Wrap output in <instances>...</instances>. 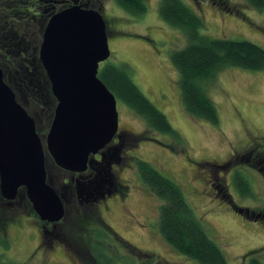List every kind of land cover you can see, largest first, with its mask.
Here are the masks:
<instances>
[{
  "label": "rangeland",
  "instance_id": "rangeland-1",
  "mask_svg": "<svg viewBox=\"0 0 264 264\" xmlns=\"http://www.w3.org/2000/svg\"><path fill=\"white\" fill-rule=\"evenodd\" d=\"M183 1L203 18V33L216 38L249 40L264 48V9L251 7L245 0H227L226 6L231 11L220 8L211 0ZM146 4L147 10L140 16L107 4L112 52L100 67L109 63L128 64L134 82L166 114L179 137L149 129L142 117L118 100L120 127L144 137L148 133L151 138H144L146 140L139 147L130 151L127 161L134 164L133 167L120 171V180L129 185L125 197L112 200L108 204L110 208L106 209L105 204L99 208L112 227L111 234L102 238L104 227L93 229L92 226L98 224L94 220L86 222L83 227L90 231L91 237L82 230L81 234L88 241L98 237L105 240L110 245V255L122 259L118 264H145L149 260L150 264H200L178 252L162 236L159 229L162 201L136 173L137 155L181 185L187 200L210 237L223 249L229 264H250L253 256L264 263V221L247 218L233 209L219 189L210 186L209 166L199 164L201 160H226L233 149L241 150L251 145L255 135L261 138V149H264V69L234 66L222 69L208 87V94L218 107L220 122L213 124L192 117L182 105L179 73L171 58L174 50L186 44V37L161 17L160 0H148ZM111 16L117 17L112 19ZM51 108L42 111L34 108L31 112L44 145L49 177L56 178L57 174L64 173L52 164L55 161L47 147V134L54 116ZM243 164L233 165L239 170L235 179L232 174L226 179L229 192L240 206L264 209V176L245 162ZM236 175L238 180L242 177L246 187L237 184ZM86 186L83 189L90 191L91 187ZM24 199L19 196L14 206L22 210L21 217L17 216L19 222L11 225L13 221H7L6 224L10 222L7 232H1L0 228V237L5 236L8 241L7 247L0 244L3 258L22 264H74L61 245L56 244L54 250L50 245L43 249L37 246L38 231L32 223L31 208L25 206ZM61 227L65 230L67 225L62 223ZM76 227H82V224L78 223ZM54 231L56 235L57 230H51ZM53 234L48 233L47 237ZM70 241L74 240L70 238ZM126 243L140 254H131L123 245ZM89 246L91 248V243ZM253 249L258 251L251 255ZM81 250L86 251L87 256L90 254L86 249ZM85 259L87 264H96L94 259Z\"/></svg>",
  "mask_w": 264,
  "mask_h": 264
},
{
  "label": "trees",
  "instance_id": "trees-1",
  "mask_svg": "<svg viewBox=\"0 0 264 264\" xmlns=\"http://www.w3.org/2000/svg\"><path fill=\"white\" fill-rule=\"evenodd\" d=\"M211 1L220 8L231 11L226 6L227 0ZM245 1L251 7L264 9V0ZM118 2L126 11L138 16L143 15L148 7L137 0ZM62 9L63 7L55 8L54 3H46L44 0H0V65L4 68L6 80L15 91L17 100L32 116L31 110L34 108L42 111L52 107L49 110L53 114L57 104L39 57V49L48 20ZM159 13L165 22L179 29L186 37V44L174 50L171 56L179 73L181 101L185 111L192 117L218 124L220 114L215 101L208 94L209 85L213 84L222 69L229 66L263 70L264 48L249 40L216 38L203 33V18L183 0H160ZM99 77L119 101L146 121L149 129L179 137L166 114L134 82L128 64H105L100 67ZM146 136L147 139L151 138L148 133ZM138 169L142 181L162 201L159 229L164 239L178 252L200 264H229L223 249L208 234L181 185L149 161L139 160ZM237 184L246 187L242 177ZM31 210L35 211L33 206ZM21 212L18 209L9 212L0 207L1 231L5 229L7 219L12 220V223L16 220L17 224V216L21 217ZM3 214L8 217L4 219ZM110 234V228L105 227L101 237L107 238ZM95 239L87 250L90 260L94 259L96 264H118L122 260L110 255V245L105 240L100 237ZM0 244L8 246L5 236L0 237ZM123 245L131 254H140L128 243ZM257 251L253 249L250 254L254 255ZM150 262L151 260L145 264ZM0 264L22 263L9 262L0 254ZM250 264L264 263L259 257L253 256Z\"/></svg>",
  "mask_w": 264,
  "mask_h": 264
},
{
  "label": "water",
  "instance_id": "water-1",
  "mask_svg": "<svg viewBox=\"0 0 264 264\" xmlns=\"http://www.w3.org/2000/svg\"><path fill=\"white\" fill-rule=\"evenodd\" d=\"M108 24L101 11L79 4L54 13L43 32L39 57L57 104L47 134L48 151L60 167L84 172L119 130L118 98L99 77L111 56ZM80 192L90 191L83 187ZM24 188L42 220L66 214L63 194L51 183L37 122L17 100L0 65V190L14 200Z\"/></svg>",
  "mask_w": 264,
  "mask_h": 264
},
{
  "label": "flooded vegetation",
  "instance_id": "flooded-vegetation-1",
  "mask_svg": "<svg viewBox=\"0 0 264 264\" xmlns=\"http://www.w3.org/2000/svg\"><path fill=\"white\" fill-rule=\"evenodd\" d=\"M46 3H54V7L61 6L64 8L71 7L75 4H79L86 8H92L99 10L103 13L104 18L108 24V31L110 34L109 44L112 39V29L110 27V19L106 15L107 4L117 5L118 8L124 9L119 4L118 0H44ZM138 2H146L148 0H137ZM198 1V0H197ZM56 4V5H55ZM112 5V6H113ZM116 7V6H114ZM125 10V9H124ZM131 14V13H130ZM138 16V15H134ZM112 19L117 16H111ZM111 48V45H110ZM112 52V48H111ZM148 131V130H147ZM255 139L251 145L245 146L243 149H233L231 155L222 162L210 161V160H201L200 165L205 164L209 167L208 177L210 178L211 185L219 189L220 194L223 195L224 200L230 204V206L236 211H241V214L247 218L256 217V221H264V209L257 208L253 209L250 207L240 206L236 203L231 193L229 192V183H226V179L229 174H232V179L235 178V174L239 170V167L233 166L234 164L243 162L248 164L251 168L255 169L261 175L264 176V149H261V138L254 136ZM147 139V136L140 133L133 132L129 129H122L120 127L119 120V130L115 137L108 143L104 148L100 149L97 153L91 154L90 163L88 168L84 172H75L71 170L64 169L57 164H53L58 170H60L62 175L53 176L51 178V183L55 189L63 194V200L66 207L65 216L58 222H49L42 220L39 214L36 211H30L32 215V223L36 226L38 231L39 241L37 246L43 247L50 245L52 250H54L55 245H61L64 247L65 253L70 258L71 262L74 264H87L85 258L91 259V256H87V252L82 251L81 249L88 250L90 248V243L92 244V238L88 241L82 234L81 230L87 236L91 237L89 230H86L84 224L90 222V220L96 221L98 224L92 226L94 228H110L111 225L107 223V220L102 216L99 208L102 205H107L117 197L123 199L126 195L127 188L129 185L123 183L120 180V171L123 168L133 167L134 164L127 161L129 153L131 150L139 147L140 143L144 139ZM137 160V172L140 179V171L138 169L139 156L135 155ZM133 158V157H131ZM198 165V166H200ZM204 166V165H203ZM125 168V169H126ZM117 178V180H116ZM142 180V179H141ZM107 181V182H106ZM91 184V192L88 194H83L80 192V188L83 184ZM19 196H23L25 206H30L32 209V202L24 188L19 190V195L14 200H8L2 196L0 190V207L2 209H8L9 212L17 209L14 208L17 204V199ZM19 204V203H18ZM34 208V207H33ZM110 208V207H109ZM20 210V209H18ZM35 210V209H34ZM4 211V210H3ZM238 211V212H239ZM4 219L8 217L7 214H3ZM7 221H10L7 219ZM10 223V222H9ZM7 223L4 227L6 232L10 227V224ZM62 223H65L67 227H61ZM82 224V227H76V224ZM16 220L11 225H15ZM76 227V229H71V227ZM52 229L57 230L56 235L55 231L51 232ZM2 230V231H3ZM1 231V232H2ZM48 233H54L52 237L48 238ZM72 238L74 241H70ZM77 238V239H76ZM84 238V239H83ZM79 239V240H78ZM97 239V238H96ZM95 239V240H96ZM94 261V260H93Z\"/></svg>",
  "mask_w": 264,
  "mask_h": 264
}]
</instances>
